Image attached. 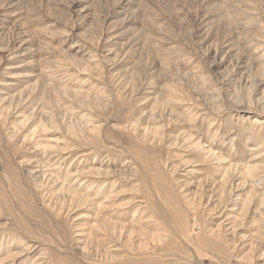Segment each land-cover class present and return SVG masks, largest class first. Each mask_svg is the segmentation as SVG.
Wrapping results in <instances>:
<instances>
[{"label": "rangeland", "instance_id": "rangeland-1", "mask_svg": "<svg viewBox=\"0 0 264 264\" xmlns=\"http://www.w3.org/2000/svg\"><path fill=\"white\" fill-rule=\"evenodd\" d=\"M0 264H264V0H0Z\"/></svg>", "mask_w": 264, "mask_h": 264}]
</instances>
